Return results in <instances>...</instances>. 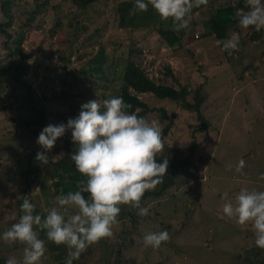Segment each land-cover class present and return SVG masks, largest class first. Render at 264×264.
Instances as JSON below:
<instances>
[{
    "label": "rangeland",
    "instance_id": "1",
    "mask_svg": "<svg viewBox=\"0 0 264 264\" xmlns=\"http://www.w3.org/2000/svg\"><path fill=\"white\" fill-rule=\"evenodd\" d=\"M122 1L125 0H98L83 18L79 13L70 11L63 0H49L46 7H37L32 0H13L11 14L13 21H17L16 26L18 21L19 25L25 23L27 9L37 12L31 24L17 29V32L22 34L23 52L35 53L28 61L27 75L23 80H28L35 94L32 105L42 108L44 119L42 126L22 129V120L30 114L23 101L24 89L10 75L0 78V94L8 106L5 112L0 113V176L4 169L9 170L13 163L23 162L25 153L39 146L36 141L44 127L66 124L70 118L77 116L70 113L69 104L73 103V99L71 101L64 94L68 91L62 85L67 80L65 71L56 72L60 70L56 57L61 45L59 41L61 38L65 42L74 39L71 26L83 25L87 30L84 37L89 35L95 44L101 42L107 45L109 40L112 46L106 49L107 68L121 64L127 52V38L126 34L119 35L115 31L116 21L112 10L116 2ZM213 1V8L237 3V0H210L211 3ZM241 4L246 11L249 10L246 0H242ZM202 11L197 10L195 15L191 13L187 17L189 23L183 29V37L171 47L160 43L151 30L136 31L132 36L143 50L141 64L153 82L172 84L174 87H177V83L187 89L200 86L205 96L201 114L209 126L201 133L194 131L197 123L192 114L179 112L172 103L167 106L169 115H174L172 127L175 130L172 131V142H168L170 146L182 136L180 126H183L185 133L182 137L184 140L177 143L179 149L186 152L193 138L196 143L198 157L195 155L192 158L195 171L190 169L185 175L190 183L186 187L169 189L161 199H145L141 203V207L148 209L145 216L138 215V209L121 205L118 223L112 226V236L92 244L95 254L89 257L85 254L80 264H247L248 261L249 264H264V250L255 245L251 224L239 225L234 218L223 213L225 203L231 202L235 206L236 197L242 189L264 191V180L259 179L260 174L264 173V38L257 42H245L248 29L240 27L239 34H231V37H239V50L229 55L221 46H217V40L213 37L198 38L202 33L201 24L198 23V18L203 16ZM190 20L197 23L191 25ZM77 32L81 42L82 32ZM2 41L0 37V63H6L9 57L2 48ZM121 42H124L123 45ZM7 46L12 47L10 42ZM72 47L77 48L74 52L76 56L87 54L92 46L75 44ZM74 56L70 61L78 68L85 57L78 61ZM50 66L56 71L49 74L44 67ZM50 75L61 77L46 80L38 91L40 78ZM178 133L180 136L174 138ZM193 133L195 136L191 135ZM69 136L70 130L58 138L55 146L47 152V165H41L34 158L41 171L31 200L46 213L53 207L60 208L56 206L54 198L38 188L43 185L52 192L53 179L43 170L64 155V143ZM40 151L43 149L39 146L37 153ZM242 158L245 167L242 173H237L235 167ZM228 165L232 166L231 171L227 170ZM13 176L17 177V172ZM0 182L1 203L14 202L17 196L11 194H18L22 182ZM159 186L160 183L154 189ZM8 220L3 219L2 214L0 229L6 228ZM164 230L170 235L169 241L155 249L145 245L146 234ZM5 248L8 245L0 241V252L3 253ZM253 255L258 257V262L253 260ZM9 257L22 261L23 252H15ZM52 259V254L46 250L41 264H55ZM243 259H247L246 263L240 262Z\"/></svg>",
    "mask_w": 264,
    "mask_h": 264
},
{
    "label": "trees",
    "instance_id": "2",
    "mask_svg": "<svg viewBox=\"0 0 264 264\" xmlns=\"http://www.w3.org/2000/svg\"><path fill=\"white\" fill-rule=\"evenodd\" d=\"M63 1L70 11L77 12L80 16L85 18L87 10L98 0ZM224 1L234 2V0ZM32 2L37 7H46L50 3L49 0H32ZM241 2L242 0H237L235 5L228 4L224 7L213 8L214 1L211 3L210 0H207L206 5L193 7L191 13L194 15L197 10H204V12L202 11L203 16L198 18L200 19V21L198 20V23L201 24L202 30V33L198 36V38L202 39L205 37H213L215 40H227L231 37L233 32H235V34H239L240 26L237 11H246V7H243ZM133 7L134 0H125L118 3L116 2L112 10L116 21L115 31L119 35L126 34L127 38V52L120 65L117 64L112 67L109 66L110 69L109 67L107 68L108 56L106 49L110 45L112 46V43L109 42V40V44L107 45H104L101 42H97V44H95V41L91 42L89 35L87 38L84 37V34L87 33L86 28L83 25H76V27L71 26L74 36L73 40L65 42V39L61 38L59 41L61 45L60 49L57 51L56 57L59 61L58 69L60 70L56 71L51 66L44 67V69L45 72L49 74L54 71H65L64 75L67 80L66 82H62V85L65 86V88H68V91L64 92L66 97L71 101L73 99V103L69 104L71 114L75 113L78 116L80 106L83 103L90 101L89 97H91V99H99L101 105H103V101L105 99L123 97V100L126 103L132 105L129 112H133L138 109V116L145 117L150 122L153 120L158 122L157 124L162 128L164 148L156 157V161L157 163H162L166 158L169 161V166L167 173L162 178L159 188L147 190L141 199L142 203L145 199L151 197L161 199L162 195H167V191L169 189L186 187L190 181L185 175L190 169L195 171L192 161V158L195 157V155L197 156L195 152L196 143L194 138L190 141L186 152H182L178 147L181 140H184L182 139L185 133L183 126H180L179 128L182 136L179 137L172 144V146L168 143L169 141L172 142V131L175 129L172 127L174 124V115H169L167 106L172 103L179 112L192 114L195 123H197L194 131L198 133H201L206 127H208L209 123L201 114V107L205 99V96L202 94L201 87L197 86L194 89H187L186 86H178L177 83H175L177 87H174L172 84L165 85L160 82H153L152 79L149 78L148 73L145 71L144 66L141 64L140 59L143 50L142 48H139L138 41L132 38L133 33L136 31L151 30L156 34L160 43L171 47L175 43L179 42L183 37V29L179 32L173 31L170 20H161L151 5L145 12H137L130 15V10ZM12 8L13 0H0V16L1 19H3V22H0V37L3 38L2 48L7 52L9 57V60L6 63H0V78L5 75H10L13 81L22 85L25 92V98L23 99L25 102V108L30 113L21 122V126H24L22 129H26L42 126L44 115L42 108L38 109L32 105L35 94L33 93L28 80H23V78L27 75V69L29 67L28 61L35 53L23 52L21 48L22 34L18 33L17 29L30 25L33 21L32 18L37 14V12L27 9V18L25 20L26 24L24 23L23 25H19L20 21H18V25L16 26L17 21H13V16L11 14ZM191 22L192 21L190 20V23ZM196 23L197 22L195 20L191 25ZM247 29L248 37L245 42H257L259 39L264 38V29L256 31L255 28L251 26ZM77 30L82 32L81 42H79ZM16 32L17 35H15ZM8 42L11 43L12 47L7 46ZM245 42L242 41L243 44ZM123 43L124 42H121V45H123ZM75 44H90L92 46L91 51L87 54H76V56H74V52L77 51V48H73L72 46ZM73 56L74 59L78 61L85 57L80 67L77 68L70 61V58ZM34 67H38V65H35ZM169 73V70H167V74ZM110 76L112 78H110ZM172 80L173 82H176L174 78H172ZM78 87L80 88L78 89ZM7 109L8 106L0 94V113L5 112ZM103 110L102 106L101 111ZM16 130L20 132L19 127H16ZM191 135L195 136L194 133ZM177 136H180V134L178 133L174 138ZM77 148L78 145L72 143L71 136L67 137L63 147L64 155H62L60 159L52 162L46 170H43L46 175L53 179L51 184L52 192L50 193L46 190V187L43 185L38 188L42 193L45 191V193L48 194V197L54 198L55 204L59 208L60 206L58 205L57 197L62 194L66 195L70 191H76L77 182L84 179L81 174L77 172L74 161L71 160V155L77 151ZM37 149L38 147L29 150L25 153L23 162L13 163L9 166V170L4 169L0 176V181L2 180L6 183L14 181L22 182V188L18 191V194H11L13 197L17 196L14 202L4 205L1 203L3 200L0 201V219L2 218V214L3 219L9 218L6 228L2 227V229H0V241L2 242H4L2 239L3 232L10 228L14 223L18 222L20 216L23 215L20 206L24 199H28L31 203L35 204L36 208L34 214H39L42 217L47 215L43 208L31 200L34 187L38 185L40 181L39 172L41 169L38 167V164L34 162ZM13 152L14 150L11 151L14 155L15 153ZM15 172L18 174L17 177L13 176ZM180 178H182V181H179ZM4 210H7V212L4 213ZM40 238L45 240L46 249L52 254V260L55 264H65V258L68 256L69 249L64 245L57 246L55 243L47 241L46 233L43 231L40 232ZM23 247L24 246L19 243L8 245V248H5L3 253L0 252V264H6V260L10 254L18 251L22 253ZM91 247L92 246L90 245L84 252L81 253L78 259L73 260V264H80L81 259L85 254L88 257L93 256L95 253H93ZM253 256V260L258 262V257L256 255ZM246 261L247 259H243L240 262L246 263ZM249 263L250 261H248L247 264Z\"/></svg>",
    "mask_w": 264,
    "mask_h": 264
},
{
    "label": "clouds",
    "instance_id": "3",
    "mask_svg": "<svg viewBox=\"0 0 264 264\" xmlns=\"http://www.w3.org/2000/svg\"><path fill=\"white\" fill-rule=\"evenodd\" d=\"M246 2L249 10L237 11L239 26L244 29L251 26L256 31L264 29V0ZM206 4L207 0H134L129 14L145 12L151 5L161 20L171 19L172 30L179 32L188 27L186 17L193 7ZM216 44L231 55L239 50V37L217 40ZM131 108L123 97L105 99L103 105L90 100L80 106L76 118L42 129L36 143L43 151L35 159L47 165V152L70 130L72 143L78 145L71 160L84 179L77 182L76 191L58 196L60 209L53 207L44 217L34 214L35 204L23 200L20 206L23 215L2 234L5 244L24 246L23 258L18 261L9 257L6 264H41L47 250L45 240L40 238L41 231L46 233L47 241L69 249L65 264H73L90 245L112 236L121 205L138 209L140 216L148 214V209L141 207V199L147 190L162 182L169 161L166 158L162 163L156 161L164 148L162 128L155 120L149 122L138 116V109L129 112ZM244 167L242 158L235 171L242 173ZM227 170L231 171L232 166L228 165ZM259 179L264 180V173ZM223 213L239 225L251 224L255 245L264 250V191L242 189L235 206L225 203ZM169 240L166 230L144 236L145 245L154 249Z\"/></svg>",
    "mask_w": 264,
    "mask_h": 264
},
{
    "label": "water",
    "instance_id": "4",
    "mask_svg": "<svg viewBox=\"0 0 264 264\" xmlns=\"http://www.w3.org/2000/svg\"><path fill=\"white\" fill-rule=\"evenodd\" d=\"M55 76H57L58 78L61 77V76H59V75L42 76V77L40 78L39 83H38V91H40V90L43 88V86H44V82H45L46 80H49V79H51V78H53V77H55Z\"/></svg>",
    "mask_w": 264,
    "mask_h": 264
}]
</instances>
